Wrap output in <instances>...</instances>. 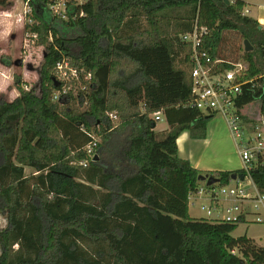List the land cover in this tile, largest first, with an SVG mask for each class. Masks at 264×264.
<instances>
[{"label": "trees", "instance_id": "obj_1", "mask_svg": "<svg viewBox=\"0 0 264 264\" xmlns=\"http://www.w3.org/2000/svg\"><path fill=\"white\" fill-rule=\"evenodd\" d=\"M24 1L32 19L24 31L37 35L31 38L45 48V59L39 94L15 74L19 96L0 97V196L10 220L6 246L0 235V263L264 264L260 243L233 235L238 224L189 213L188 195L203 183L200 175L229 184L246 170L203 172L181 159L177 147L186 130L205 138L214 118L190 105L194 51L182 35L195 27L207 30L200 52L247 63L245 77L257 80L239 105L259 100L264 113V27L244 14L247 2L70 0L64 19L52 9L56 0ZM8 6L0 0V10ZM230 34L242 39V48L231 46ZM245 40L252 51H245ZM64 58L93 75L96 86L83 108L75 82L57 79ZM65 87L68 94L54 100ZM158 112L169 125L165 131L156 130ZM110 113L119 117L113 130ZM127 127L124 148L104 158L103 144ZM92 131L102 141L90 158ZM251 179L264 194V168Z\"/></svg>", "mask_w": 264, "mask_h": 264}, {"label": "built area", "instance_id": "obj_2", "mask_svg": "<svg viewBox=\"0 0 264 264\" xmlns=\"http://www.w3.org/2000/svg\"><path fill=\"white\" fill-rule=\"evenodd\" d=\"M248 10L244 9V14ZM30 22H32L30 20ZM205 28H198L182 35L185 42L193 46L192 70V99L190 105L205 115L221 117L224 119L236 138L240 139L239 155L246 170V177L251 178V172L255 169L264 168V113L248 119L244 113V107H240V98L244 94L245 87L254 88L256 77L247 79V63L239 60L230 62L221 58H212L206 52H200L202 37L206 34ZM31 38H37L36 34H28ZM224 64H229L225 66ZM57 79L59 81H74L75 89L87 93L94 88L91 72L72 66L69 59L64 58L57 62ZM65 87L61 91H55L54 100L68 94ZM156 122L165 120L161 112L153 115ZM114 123L118 119L117 113L109 114ZM116 125L110 130H113ZM83 130L86 131L85 128ZM91 140L85 147L90 158L95 157L96 149L101 142L100 136L95 131L90 133ZM86 165L87 162H81ZM252 180V179H251ZM245 180H232L229 184H216L208 186L200 184L188 195L189 206L199 202L200 208L207 213L208 219L213 222L240 224L247 222L250 216L256 223H264V194L261 193L253 180L244 186ZM254 188L255 192L248 191Z\"/></svg>", "mask_w": 264, "mask_h": 264}, {"label": "rangeland", "instance_id": "obj_3", "mask_svg": "<svg viewBox=\"0 0 264 264\" xmlns=\"http://www.w3.org/2000/svg\"><path fill=\"white\" fill-rule=\"evenodd\" d=\"M10 6L6 9L0 10V97L7 101H14L18 96L19 92L14 85V75H21L24 81V88L27 90H36L39 94L40 89V70L45 59V48L38 45L32 38L25 33L24 27L28 21L32 19L27 13L30 10L28 3L24 0H9ZM70 0H56L52 9L55 13L62 15L66 19V13L68 11V2ZM82 2L83 0H73ZM255 2L254 5H247L252 9V16H264V0H250ZM246 6V7H247ZM4 12H6L4 14ZM7 14V15H6ZM32 23V22H31ZM228 40L231 46L234 44L240 48L243 46V41L236 34H230ZM231 50V48H229ZM232 52V51H231ZM231 52L227 49L226 55L229 57H235L231 55ZM125 69L127 67L123 66ZM82 93L80 89L73 95L79 97ZM82 98L84 99L83 107L88 102L87 93L83 92ZM75 101H78L75 100ZM260 101L255 100L246 106H244V113L247 118L253 119L260 114ZM119 117L114 121L115 125H118ZM163 122H159L157 127H162ZM210 126L214 129L213 138L216 139L215 146L209 147L210 151L206 154L212 159H217L218 164H224L228 162L230 167L234 170H240L243 162L238 153L240 139L236 138L235 133L229 127L227 122L221 117H215L211 120ZM131 127H127L126 132L112 133V142L103 144L104 158L109 159L112 155H108L112 150H122L125 146L127 135ZM102 141V140H100ZM101 143V142H100ZM204 147V146H203ZM205 149H200L197 152L204 154ZM27 174L33 172L32 169L26 168ZM249 176L246 177L243 185L248 186L251 182ZM205 184V182H203ZM248 191L255 192V189L248 188ZM6 196L4 193L0 196V235L2 236L3 244L7 245V231L10 227L8 205H6ZM189 213L193 219H208L207 213L203 211L199 202L189 206ZM263 216L264 213L262 212ZM253 216L248 218L247 222L238 224V227L233 232L234 236L247 235L248 237L254 238L258 243L264 247V223L253 222ZM3 249L0 244V260L3 256ZM0 264H5V261H1Z\"/></svg>", "mask_w": 264, "mask_h": 264}, {"label": "crops", "instance_id": "obj_4", "mask_svg": "<svg viewBox=\"0 0 264 264\" xmlns=\"http://www.w3.org/2000/svg\"><path fill=\"white\" fill-rule=\"evenodd\" d=\"M247 2V5H251L255 2L250 0H244ZM248 12L246 15L256 18L259 23L264 27V16H252V9L250 7H245ZM6 12H4L5 14ZM2 17V16H0ZM215 118V117H214ZM163 122L162 127L159 125L156 130L157 131H165L169 128L166 120L161 121ZM211 122V121H210ZM210 122L207 128V136L205 138H193L190 131L186 130L183 131L177 139V147H178V155L181 159L189 160L193 167L199 169L200 171H233L234 169L230 167L229 163L226 162L224 164H218L216 161L217 159H212L206 153L210 151V146H215L216 139L213 138L214 129L210 126ZM159 123V122H158ZM204 146V147H203ZM200 149L203 150L204 154H199L197 151ZM239 153V152H238ZM243 169V165L241 166Z\"/></svg>", "mask_w": 264, "mask_h": 264}, {"label": "water", "instance_id": "obj_5", "mask_svg": "<svg viewBox=\"0 0 264 264\" xmlns=\"http://www.w3.org/2000/svg\"><path fill=\"white\" fill-rule=\"evenodd\" d=\"M227 3H229V0H226ZM262 26H260L261 28ZM244 45H245V51L249 52L253 50V46L250 44V42L248 40L244 41ZM245 180L246 179V174L245 173H234L232 175V180ZM199 180L202 182H205L208 186L216 184L218 182H220V180L218 178H215L213 176H209L208 174L205 175H200L199 176Z\"/></svg>", "mask_w": 264, "mask_h": 264}, {"label": "clouds", "instance_id": "obj_6", "mask_svg": "<svg viewBox=\"0 0 264 264\" xmlns=\"http://www.w3.org/2000/svg\"><path fill=\"white\" fill-rule=\"evenodd\" d=\"M7 15V14H6ZM0 90H2V89H0Z\"/></svg>", "mask_w": 264, "mask_h": 264}]
</instances>
